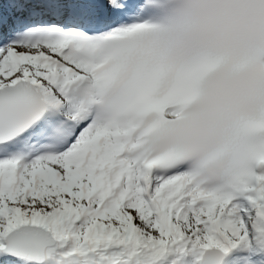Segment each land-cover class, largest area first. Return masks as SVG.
<instances>
[{
    "label": "snow or ice",
    "instance_id": "6c2138e0",
    "mask_svg": "<svg viewBox=\"0 0 264 264\" xmlns=\"http://www.w3.org/2000/svg\"><path fill=\"white\" fill-rule=\"evenodd\" d=\"M0 264H264V0H0Z\"/></svg>",
    "mask_w": 264,
    "mask_h": 264
}]
</instances>
